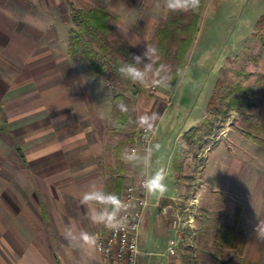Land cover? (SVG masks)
I'll return each instance as SVG.
<instances>
[{
	"label": "crops",
	"instance_id": "1",
	"mask_svg": "<svg viewBox=\"0 0 264 264\" xmlns=\"http://www.w3.org/2000/svg\"><path fill=\"white\" fill-rule=\"evenodd\" d=\"M62 1L0 0V264H101L96 244L105 228L101 230L100 223L92 222L90 214L93 208L99 211L102 205L84 204L81 198L85 191L106 193L109 186L111 174L107 175L106 159L111 156L108 151L111 143H107L106 133L109 125L114 128L111 124L112 96L107 99L105 72L94 73L69 56L68 32L73 27V10L64 9ZM89 1L86 7L74 0H70L69 5L88 9ZM126 1H129V8L124 4ZM93 5L103 6L120 16L117 30L134 49L139 47L132 44V37L124 35V18L132 24L129 32L152 33L154 48L156 32L169 11L165 0H96ZM262 6L264 13V3ZM67 16L70 19L65 23L56 24L61 22L59 18ZM133 111L137 128L141 129L137 117L148 112L136 111L134 106ZM206 116L207 112L201 114L193 126ZM157 123L158 118L154 121L152 135ZM187 130L188 125H184L179 134L178 140L184 144L188 142L183 139ZM223 139L226 153H234V147L230 148L235 140ZM180 142L172 146L163 162L168 190L163 196L156 194L144 214L146 219L152 212L155 221L148 224L149 229L164 236L161 243H156L158 251L146 254L158 255V264H167L165 248L172 230L169 220L154 203L158 198L166 202L177 194L178 184L174 177L179 175L181 165L177 163L175 167L174 164L180 157L183 145ZM140 143L135 155L139 162L148 152L140 148ZM238 152L241 151L235 153ZM124 157L123 189L128 185ZM222 160L223 155L218 154L211 160L206 154L203 173L199 170L194 177L191 196L197 193L200 197L199 209L206 187L227 193L220 190L217 183ZM242 165L240 157L234 156L231 168L239 172ZM113 168L117 173L116 167ZM130 168L129 172H134L132 164ZM69 228L76 239L68 238ZM81 231L95 237V242L85 243L79 239ZM195 236L196 228L193 238L196 256L184 246L180 264H185L188 256L198 259ZM245 238L247 244L246 235Z\"/></svg>",
	"mask_w": 264,
	"mask_h": 264
},
{
	"label": "rangeland",
	"instance_id": "2",
	"mask_svg": "<svg viewBox=\"0 0 264 264\" xmlns=\"http://www.w3.org/2000/svg\"><path fill=\"white\" fill-rule=\"evenodd\" d=\"M74 1L84 7L88 5V0ZM94 3H96V0H90L89 6ZM263 3L264 0H206L205 8L202 11L195 35L185 57L183 70L176 77L174 86L169 83L172 77L169 64L164 67L166 71L161 72V76H167V80L163 84H154L153 80L159 79V77L152 75L150 72L146 73L144 84L125 79L123 76L115 77L105 72L107 99H109V96L123 94L131 102V115H134V106L136 111L143 110V112H148L149 115L155 113L158 118L149 146V148H152L151 154L147 152V156H144L142 160L139 159L140 162L137 157L132 160L125 159L128 168L126 174L127 184L136 186L135 183L142 176L148 177L154 172V168H163L167 153L171 151L173 145L180 142L178 139L183 126L188 125V129L191 128L201 117V114L207 112L208 101L214 92L216 81L223 77L233 78L229 68L238 66L233 60L236 55L243 52L245 47L249 48L258 57L257 63L246 61L247 70L251 73L250 80H253L256 76L264 77V48L254 36L257 31L256 19L263 13ZM69 4L70 0L62 1L64 9L73 10L74 5ZM124 4L129 8V1L124 2ZM68 16L59 18L58 20L61 22L57 21L56 24L65 23L70 19ZM46 19L48 18H43V20ZM124 19L126 25L124 26V29H126L124 35L134 39L132 44L137 48L139 47L136 50L142 56L143 63H148V57L144 56V53L147 47L153 48L154 35L152 33L129 32L128 30L131 29L130 25L132 24L127 18ZM56 24L54 22V26ZM149 38L151 39L148 40ZM155 57V54L152 55V60ZM140 67L143 68V65H140ZM246 100L250 108L245 112L257 122L264 123V107H261V97L250 93ZM161 104L163 105L161 106ZM238 120L239 114L235 110H230L227 120L215 123L211 135L207 137L201 135L199 145L180 142L183 144L180 147V157L176 159L174 164L175 167H177V163L181 165L179 166V175L175 174L174 177L175 184H178L176 185L178 191H176L177 194L173 195L182 200L189 199L192 194L191 184L196 173L199 170L203 173L206 154L207 158L211 160L218 154L223 155L217 174L218 188L227 192L226 194L230 193L229 195L234 200H240L244 204L240 228L247 237V244L242 259L248 264H254V262L264 264V240L258 239L254 232L258 222H264V148L246 140L237 133L238 131L232 126H236ZM225 123H228L227 131L221 130ZM139 134L140 129L137 127L133 129L132 123H127L123 128H112L109 125L106 140L107 143L114 145L117 139L124 138V156L133 155L130 151L133 146L139 145ZM224 137L235 140L230 148L234 147V153L233 151L229 154L226 153L227 145L223 139ZM140 144V148L143 149V143ZM156 144L160 145L158 150L154 147ZM236 150L241 152L236 154ZM138 152L139 148L133 156L135 157ZM234 156H239L243 163L239 172L231 168ZM106 164L107 175L109 173L113 176L116 175L113 168L115 166L114 158L108 156ZM131 164L134 166V172L132 173L129 172L131 171ZM169 164L170 171L172 166L171 163ZM209 190L211 189L206 187L202 192V202L208 201L205 192ZM148 195L149 201L152 202L155 195ZM59 196L61 199L64 198L63 194H59ZM233 206V203L227 205L228 208ZM104 207L102 205L101 209ZM152 211L154 210L152 209ZM158 217L157 215L156 218ZM154 221L155 219H153V214L150 211L142 223L140 243L142 252L158 251L156 243H161L164 240L161 232H159L161 233L159 235V233L155 234L154 229H149L148 224L152 225ZM103 228L106 230L105 224L100 223V229ZM47 236L49 237L48 232ZM229 256L226 257L227 264H235V261ZM147 258H151V260L147 261ZM159 259L160 257L156 254L146 255L141 258L140 264H158ZM62 264L64 263L62 262Z\"/></svg>",
	"mask_w": 264,
	"mask_h": 264
},
{
	"label": "trees",
	"instance_id": "3",
	"mask_svg": "<svg viewBox=\"0 0 264 264\" xmlns=\"http://www.w3.org/2000/svg\"><path fill=\"white\" fill-rule=\"evenodd\" d=\"M204 4L205 0H200L199 8L195 11L169 10L156 32V57L152 60L153 68L169 64L172 74L169 82L171 86H174L176 77L183 70ZM119 20L117 13L100 5H91L88 9L73 8V27L68 32L69 56L94 73L107 72L115 77L122 76L118 72L120 61L130 62L131 55L140 53L117 30ZM255 25L257 31L254 36L264 48V14L256 20ZM246 61L258 62L257 55L247 47L233 60L238 66L229 68L233 78L223 77L216 81L214 92L208 101L207 116L183 134L184 140L198 145L201 135H211L215 123L227 120L230 110H235L239 114V120L237 125L232 127L241 136L264 148V123L257 122L245 112L250 108L246 100L250 93L261 97V107H264V77L256 76L250 80L251 73L247 70ZM150 73L154 75L153 72ZM111 102L112 126L123 128L127 123H132L133 129L136 128L135 116L130 112V100L123 94H116ZM121 105L126 110H122ZM124 147V138L117 139L114 145L108 147L114 158L117 173L109 177L106 193H114L118 197H121L125 181ZM205 196L208 201L201 203L196 225L195 245L199 257L194 260L188 256L185 258V264H227L226 257L229 255L235 264H244L242 256L246 238L240 228L244 204L219 191H206ZM229 203L234 206L228 208Z\"/></svg>",
	"mask_w": 264,
	"mask_h": 264
},
{
	"label": "built area",
	"instance_id": "4",
	"mask_svg": "<svg viewBox=\"0 0 264 264\" xmlns=\"http://www.w3.org/2000/svg\"><path fill=\"white\" fill-rule=\"evenodd\" d=\"M145 128V127H144ZM140 129V142L148 150L152 138L151 131ZM139 146H133L131 152L135 153ZM143 177L138 185L128 184L121 193V201L128 204L127 210L118 213L117 219H123V226L119 229L106 227L104 235L100 236L96 248L101 264H139L141 256L150 254L142 252L140 242L142 223L147 207L151 204L149 195L142 187ZM199 183H202L198 179ZM200 197L197 193L187 200L171 197L166 202L158 198L154 205L159 212L169 220L172 234L167 239L165 256L167 264H180L182 261V248L188 246L191 254L196 256L193 238L195 235L197 215L199 213Z\"/></svg>",
	"mask_w": 264,
	"mask_h": 264
},
{
	"label": "clouds",
	"instance_id": "5",
	"mask_svg": "<svg viewBox=\"0 0 264 264\" xmlns=\"http://www.w3.org/2000/svg\"><path fill=\"white\" fill-rule=\"evenodd\" d=\"M200 0H165V7L172 11H183L187 12L189 10L195 11L199 8ZM156 50L154 48H148L144 53V56L148 57L149 62L143 63L142 56L140 55H131V61H120V66L118 72L126 79H130L133 82L144 84L146 80V73L153 72L155 76L159 79L153 80L154 84H163L167 80V76H161V72H165L166 69L163 65L160 68H153L152 55H154ZM143 65V68L140 67ZM122 110L126 108L121 105ZM157 119L155 113L149 115L147 113L139 115L137 117V122L140 127L147 126L144 128L145 131H152L154 121ZM155 149H159L160 145L156 144ZM149 154L152 152V148L148 149ZM126 160H132L135 157L133 155H127L124 157ZM166 173L164 169H157L152 172L146 179L142 180V187L150 195L159 194L163 196L168 188L165 183ZM81 202L87 204L89 202H96L105 207L97 211L95 208L91 210L90 219L94 223H103L106 227L111 229H119L123 226V219H117V215L122 210H127L129 207L128 204L124 203L119 199V197L114 193H104L101 191H85L82 194ZM255 236L258 239L264 240V222H258L255 229ZM67 236L69 239H76L73 235L72 229H68ZM79 239L85 243H94L95 237L87 234L86 232L81 231L79 234Z\"/></svg>",
	"mask_w": 264,
	"mask_h": 264
},
{
	"label": "bare ground",
	"instance_id": "6",
	"mask_svg": "<svg viewBox=\"0 0 264 264\" xmlns=\"http://www.w3.org/2000/svg\"><path fill=\"white\" fill-rule=\"evenodd\" d=\"M221 130H225V131H227V130H228L227 123H225V126H223V127L221 128ZM223 134H224V133H223Z\"/></svg>",
	"mask_w": 264,
	"mask_h": 264
}]
</instances>
